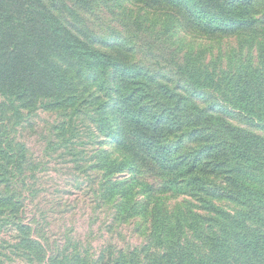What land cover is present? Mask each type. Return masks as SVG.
<instances>
[{
	"label": "trees",
	"instance_id": "trees-1",
	"mask_svg": "<svg viewBox=\"0 0 264 264\" xmlns=\"http://www.w3.org/2000/svg\"><path fill=\"white\" fill-rule=\"evenodd\" d=\"M149 1L181 12L179 26L167 28L169 39H179L177 30L183 26L186 31L181 33L200 32L208 39L244 37L257 28L250 0ZM253 44H247L248 67L231 74L200 66L189 55L174 67L191 94L211 89L230 111L264 126V70L257 62L259 57L264 62V47ZM56 53L85 62L91 70H116L114 84L107 89L113 95L118 123L112 136L116 146L157 170L162 194H170L167 199L190 197L196 204L166 209L162 197L152 199V204L132 202L131 185L120 179L124 165L102 151H83L72 156L89 164L97 158L91 168L102 174L96 176L90 169L92 173L86 175L77 161L76 170L84 181L77 177V183L59 187L63 193L59 201L68 210L76 202L98 209L110 206L112 219L107 226L140 219L147 226V240L140 249L124 251L109 244L93 252L62 234L47 245L52 212L42 203L45 186L36 184L44 172L42 163L32 167L20 150L25 145L15 149L17 144L0 126V264H264V138L231 125L201 109L191 97L155 81L128 55L122 58L120 50L107 54L91 48L41 0H0L1 96L28 107L50 99L44 105L49 111L77 110L84 101L57 73L52 61ZM184 136L189 147L181 143ZM216 200L237 209H222Z\"/></svg>",
	"mask_w": 264,
	"mask_h": 264
},
{
	"label": "rangeland",
	"instance_id": "rangeland-1",
	"mask_svg": "<svg viewBox=\"0 0 264 264\" xmlns=\"http://www.w3.org/2000/svg\"><path fill=\"white\" fill-rule=\"evenodd\" d=\"M41 1L91 48L107 54L120 50L121 57L128 55L130 62L142 66L155 81L162 82L178 94L191 97L201 109L211 111L231 125L264 138V126L230 111L224 99L211 89L191 94L193 92L183 86L174 67L185 55L196 59L198 65L217 72L231 74L234 70L248 67L251 54L248 53L250 48L247 44L253 42L255 47H264V0H250L249 11L257 20V28L250 35L216 36L211 39L200 32L189 31V35H185L181 33L184 26L177 30L179 39H169L167 28L169 25L179 26L177 23L182 19L181 12L173 7L152 5L149 0H84L85 3L74 0ZM52 61L57 73L65 77L66 84L74 91L73 94L84 101L77 110H46L44 105L50 99L39 101L40 106L28 107L23 102L0 95V126L3 127L0 130L17 144L14 145L15 149H18V145H25V150L23 147L20 150L25 152L27 160L32 161V167L38 166V162L42 163L44 172L36 184L45 186V200L42 203H46L48 213L52 212L51 232H47L51 239L47 245H53L59 235L68 234L82 245L89 246L93 252L109 244L114 249L124 251L140 249L147 240V226L141 223L142 220L113 221L107 226L108 220L112 219L109 216L111 211L108 212L110 206L98 209L91 203L76 202L68 210L59 201L63 194L61 187L77 183V177L84 181L83 174L76 170L79 160L74 159L73 154L81 156L83 151L89 154L102 151L124 165L120 179L131 185L129 200L132 202L152 204L153 200L162 197L166 209L192 206L196 202L190 197L185 200L182 197L167 199L170 194H162L164 191L157 170L144 159L125 155L116 146L112 136L118 129V123L112 110L113 95L107 91L114 84L117 75L115 69L104 72L91 70L87 63L57 53L52 56ZM257 62L258 68L264 70L263 59L259 57ZM178 139L174 140L175 143ZM180 140L181 143L187 142L185 136ZM185 147H189L188 143ZM49 152L52 156H49ZM92 159L90 164L89 161H79L83 165L80 171H86V175L92 170L91 164L98 161L97 158ZM132 166L136 170L130 172L128 169ZM93 173L96 176L102 174L96 170ZM40 193L43 194V191L40 190ZM214 203L228 211L237 209L236 205L225 200ZM140 223L141 227L136 229Z\"/></svg>",
	"mask_w": 264,
	"mask_h": 264
}]
</instances>
